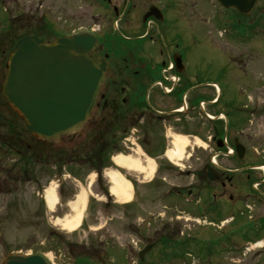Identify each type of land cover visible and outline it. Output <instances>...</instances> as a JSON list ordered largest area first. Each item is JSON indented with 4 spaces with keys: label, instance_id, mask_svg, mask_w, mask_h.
<instances>
[{
    "label": "rangeland",
    "instance_id": "374dc122",
    "mask_svg": "<svg viewBox=\"0 0 264 264\" xmlns=\"http://www.w3.org/2000/svg\"><path fill=\"white\" fill-rule=\"evenodd\" d=\"M13 2L16 3L13 4ZM117 2L122 8L123 0H113L114 5H117ZM164 2L166 4L176 2L177 17H190L187 33L191 34L186 54L191 75L182 76L180 80L177 79V82L172 81L167 84L168 87L177 86L176 91H178L187 89L189 84L194 87L199 86L200 82L195 77L200 80L205 77L207 80L215 81L225 69L224 72L228 73L224 75V78L231 89L224 95L222 106L232 104L236 108L241 103L254 105L258 113L256 118H251L252 121L247 125V132L249 136L264 141L263 20L258 22L250 42L240 41L239 43L222 32V18L215 0H165ZM150 6L151 0H143L138 10L145 13ZM258 6L259 9L264 8V0H259ZM20 11L26 12L27 16L24 17L29 18V22L39 23L41 27L45 22L49 26V32L46 31L48 36L39 34L44 39L89 32L91 29L109 32L112 25L108 12H105L99 0H2L0 1V25L7 26L9 19L19 18L15 15L18 13L20 16ZM133 14L139 15L137 18L141 20L140 13L132 12L131 16ZM24 17L21 16L20 21ZM256 17L257 14L253 16V18ZM118 26L121 28L120 24ZM17 27L20 29L19 26ZM182 28L180 26L181 30ZM3 30L0 26V31ZM5 75L6 65L3 60H0V87L3 85ZM234 81L238 84H234ZM143 83L144 88L149 84V82ZM167 90H163L164 93L171 95L172 91L167 92ZM194 92L189 95L188 102L195 101L199 96L196 94L201 90ZM159 93L162 94L161 90ZM205 93L208 99L214 98L215 91L212 88H207ZM155 94L157 93L147 92L148 105H154ZM160 103L161 106L163 104V108H176L178 105L174 96ZM141 104L143 102H139V105ZM131 105L133 106V103ZM139 105L137 114L142 113ZM217 107H213L214 111L212 108L207 111L215 114ZM131 108L130 111L125 110L123 116L134 115L131 110L135 108ZM98 115L106 117L102 112ZM147 116L146 126L150 124L149 121L152 118ZM128 120H131V117ZM123 125L126 124H121L120 128ZM130 125L132 126V123ZM137 126L144 128L143 130L146 127ZM13 127L16 128L15 134H13ZM118 129L119 127L114 128L109 136L103 139L99 137L97 147L103 148L104 145L116 139L115 144L111 145L114 146L112 149L114 150L116 146L122 152L112 153L107 161L101 160L98 169L92 165L97 161L92 159L94 156L92 149L96 147V143L89 138V128L73 141L63 140L53 147V151H49L59 152L61 154L59 157L69 161L75 149L80 153V162L63 165L58 168V171L55 165L46 169V162L50 158L46 154L43 156L33 150L41 147L43 151L44 146L30 138L23 122L8 106L0 90V226L3 229V237L12 241V248L23 253L39 251L46 253L48 260L51 261L49 264H74L72 256L77 255V252L70 253L67 246V242H72L80 246L86 245L91 252L93 249L99 250L96 253L97 256H101L100 253L104 254L105 250L113 249L116 257L107 260V264H125V261L128 264H137L138 249L143 244L139 240L136 227L142 225L144 230L148 229L150 232V229L154 230L155 227L145 228V226L154 222L158 224L160 231L166 225L179 226V234L175 239L180 242V255L173 257L175 258L173 261H162L161 264H199L194 256L191 261L186 259L188 263L185 262L187 254L214 257L219 253L218 249L221 245L227 247L226 237L222 234L213 235L207 231L203 232L204 239L189 241L184 239L190 231L203 230L205 223L186 211L183 200H166V194L172 191L174 185L187 187L190 181L179 178V174L172 170L161 172V165L166 167L170 165L167 159H169L168 154L172 150L175 151L173 145L175 135L182 138L183 145H181L182 153H179V158L173 162L184 169L196 167L199 160L212 151L213 148H207L205 144V137L209 131L193 126L190 130L180 128L168 131L165 135L164 132L152 130L151 126L152 131L146 136H149L151 141L156 139L159 141L158 150L164 149V144L166 148L163 153L159 151V153L149 154L141 145L144 135L130 136L128 134L133 142L130 151L121 143L124 137L119 135ZM16 138L23 140V147L32 148L28 153L23 151L24 159L13 152H8L7 146L1 145ZM256 149L257 152H262L264 146L255 145ZM119 156L131 157L133 161H138L141 169L118 166L116 158ZM40 160H43L42 163H39ZM42 169H46V172ZM126 186L128 194L131 195L128 201L124 200L122 195L123 187L125 189ZM50 190L51 199L49 198ZM36 191L37 194H35ZM130 224L133 227L130 228ZM250 241L251 243L259 242L251 247L249 245L252 250L247 249L242 256H228V264H264V236L255 237ZM245 244L246 241L241 239L237 242L239 248H243ZM163 246L159 249L160 251ZM164 253L168 257L176 255L175 252H168L167 249ZM157 254V251L154 252V257ZM151 259L149 258L150 262Z\"/></svg>",
    "mask_w": 264,
    "mask_h": 264
},
{
    "label": "flooded vegetation",
    "instance_id": "af4514ba",
    "mask_svg": "<svg viewBox=\"0 0 264 264\" xmlns=\"http://www.w3.org/2000/svg\"><path fill=\"white\" fill-rule=\"evenodd\" d=\"M110 17V31L99 30L96 35L102 48L100 57L108 61L109 67L106 74L104 86L97 113L102 112L106 117L111 118L112 122H122L128 119L146 121L144 113L137 114L139 102L143 92V82H149L148 87H152L155 94L154 105H139V109L144 107V111H150L156 123L161 124L165 117L159 109L163 108L160 102L174 96L178 104L180 101V91L174 90L171 95L163 93L156 86V83L163 78V69L170 63L174 64L170 75L178 73L177 63L183 71L180 76L191 75L188 69L187 45L190 43L191 34H188L190 17H177L175 12L176 2L166 4L165 0H151V6L143 13L138 8L141 7L143 0H123V7L114 5L113 0H101ZM140 13L131 16V14ZM231 17L226 21L227 27H223V33L236 42H250V39L240 40L239 37L232 36L233 32L244 35L249 31V23L253 22V14L244 17L235 10H226ZM21 15H26L22 12ZM174 16V17H173ZM177 17V18H176ZM251 17V19H250ZM189 19V22H188ZM115 24L118 30L114 29ZM182 26V30L180 29ZM222 27V26H221ZM92 30V29H91ZM225 31V32H224ZM183 45V46H182ZM154 49V50H153ZM219 74V84L224 87L223 91L231 89L224 75L228 72ZM189 77V76H188ZM205 81L207 80L204 77ZM221 80V82L219 81ZM223 82V84H222ZM207 84V82L205 83ZM233 84V82H232ZM234 84H238L234 81ZM182 86V85H181ZM187 86V85H185ZM209 87V86H205ZM205 90L207 88H204ZM202 96H206L203 93ZM159 100V101H158ZM133 103V106L131 105ZM160 103V105L158 104ZM134 112L132 116H123L125 110ZM166 107V106H165ZM156 108V109H155ZM146 109V110H145ZM234 114L232 118L240 116L241 122L229 121V129L221 132L218 138L213 141L216 152L204 156L199 160L196 167H189L187 177L190 183L185 192L186 211L195 218L205 223L203 230L188 232L184 239L187 241L204 239V231L210 234H222L227 238L228 246L221 245L219 253L214 257L211 255H193L199 264H228V256H242L251 243V239L264 236V150L257 152L255 145L264 146V141L260 138L251 137L248 134L247 125L252 121L251 118L257 116L258 111L254 105H240L232 108ZM96 113V114H97ZM176 115L167 117L169 120ZM256 118V117H255ZM138 120V121H137ZM111 123L101 116H95L91 121L92 128L96 129L103 123ZM218 122V121H217ZM219 124L222 126V123ZM231 124V125H230ZM163 129V127H162ZM255 144V145H254ZM183 205V206H184ZM133 227L132 224H130ZM155 227L154 230H144L136 227L139 231V240L143 244L139 247V252L151 246V251L140 258L138 252L137 264H154V252L159 250L164 241L175 239L179 234V226L166 225L160 231L157 223H148ZM210 226L209 228H205ZM212 227H216L215 229ZM246 241L243 248L237 246L238 240ZM144 242H147L144 244ZM13 243L10 239L3 237V230L0 237V264H4L7 257L14 254H27L12 248ZM93 260L100 256L90 254ZM77 255L72 256L74 264L78 260ZM151 259V262L149 261ZM82 261H89L87 256L81 258ZM157 262V259H156Z\"/></svg>",
    "mask_w": 264,
    "mask_h": 264
},
{
    "label": "water",
    "instance_id": "95a60500",
    "mask_svg": "<svg viewBox=\"0 0 264 264\" xmlns=\"http://www.w3.org/2000/svg\"><path fill=\"white\" fill-rule=\"evenodd\" d=\"M249 14L257 0H218ZM89 33L55 38H20L6 65L2 94L38 142L51 146L78 137L97 105L108 62ZM179 68V64H178ZM150 248L143 251L146 254ZM4 264H47L40 256H9Z\"/></svg>",
    "mask_w": 264,
    "mask_h": 264
},
{
    "label": "trees",
    "instance_id": "16d2710c",
    "mask_svg": "<svg viewBox=\"0 0 264 264\" xmlns=\"http://www.w3.org/2000/svg\"><path fill=\"white\" fill-rule=\"evenodd\" d=\"M19 26L20 29L17 27ZM44 34V32H41V31H38V30H35V28H30L28 27V24H25L24 26L21 25V24H17L15 26V23L14 21H12L9 25V27L0 35V56L1 57H4L6 60H7V55L10 53L13 45L15 44V42L25 36V35H28V34ZM40 36V35H39ZM184 91V90H183ZM15 132L13 131V134ZM12 134V135H13ZM21 141V139H19L17 141V138H16V141L15 143L13 144L12 142L9 143L8 145V149L9 151H13V150H16V148L20 149L21 148V145L19 144Z\"/></svg>",
    "mask_w": 264,
    "mask_h": 264
},
{
    "label": "bare ground",
    "instance_id": "6f19581e",
    "mask_svg": "<svg viewBox=\"0 0 264 264\" xmlns=\"http://www.w3.org/2000/svg\"><path fill=\"white\" fill-rule=\"evenodd\" d=\"M173 145H174V150H172L168 156L169 158L174 161L175 159H178L179 158V153L181 154V145H183V141H182V138L179 137V135H175L174 136V142H173ZM116 163L118 164V166H123V167H136V168H140V164L139 162L137 161H133V159H131V157H123V156H119L116 158ZM123 199L128 201L131 197V195L128 194V187L126 186L125 189L123 187ZM49 198L51 199L52 198V192L51 190L49 191Z\"/></svg>",
    "mask_w": 264,
    "mask_h": 264
}]
</instances>
